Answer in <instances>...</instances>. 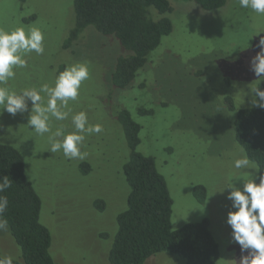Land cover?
I'll return each instance as SVG.
<instances>
[{
  "label": "rangeland",
  "instance_id": "rangeland-1",
  "mask_svg": "<svg viewBox=\"0 0 264 264\" xmlns=\"http://www.w3.org/2000/svg\"><path fill=\"white\" fill-rule=\"evenodd\" d=\"M74 0H0V29L36 27L43 34L44 52L25 54L26 67L6 85L21 94L26 88L54 84L67 66L84 63L89 77L78 98L69 101L64 121L50 118L51 133L40 135L29 125L34 105L15 116L0 106V144L17 149L24 159L25 176L41 200L40 222L51 235L50 255L55 264H111L108 252L117 231V216L127 207L129 185L123 165L130 147L119 114L125 110L139 124L136 150L152 157L164 177L172 200L171 228L209 220L219 246L216 264H239L240 246L232 241L227 215L232 209L229 184L243 188V178L257 181L253 161L236 169L246 155L235 141L232 122L241 108L252 103L250 85L258 77L252 57L264 36V15L227 0L214 10L192 1L170 0L172 31L161 38L131 83L117 88L112 72L117 59L128 55L112 35L89 26L76 42L64 43L74 26ZM264 80H260L261 88ZM46 104L47 95L41 93ZM59 105V101L57 102ZM84 111L89 126L100 133L85 134L83 158L52 153L48 136L57 128L73 133V114ZM57 137L56 139H62ZM88 167V168H87ZM88 169V170H86ZM203 187L205 200L195 188ZM19 259L21 250L9 228L0 230V258ZM146 264H185V258L165 251Z\"/></svg>",
  "mask_w": 264,
  "mask_h": 264
},
{
  "label": "trees",
  "instance_id": "trees-1",
  "mask_svg": "<svg viewBox=\"0 0 264 264\" xmlns=\"http://www.w3.org/2000/svg\"><path fill=\"white\" fill-rule=\"evenodd\" d=\"M184 1H192L204 10H214L224 6L227 0ZM73 8L75 22L65 48L91 26L103 35L114 36L128 52L117 59L112 72V83L117 88L131 83L161 38L172 31L168 17L154 19L171 12L170 0H74ZM119 121L130 147L129 158L123 165L130 191L126 209L117 216L109 262L146 264L147 258L165 251L185 258V264H216L219 246L211 233L209 220L171 228L172 200L166 181L157 171L153 158L136 150L139 124L125 110L120 112ZM232 128L235 141L258 166V182L264 174V108L239 109ZM3 177L9 179L11 187L0 192V196L8 200L0 219L7 221L10 234L21 250V257L12 259V264H55L49 252L50 232L40 222V197L26 179L23 156L7 144H0V178ZM204 192L203 187L195 188L200 202L206 198Z\"/></svg>",
  "mask_w": 264,
  "mask_h": 264
},
{
  "label": "clouds",
  "instance_id": "clouds-1",
  "mask_svg": "<svg viewBox=\"0 0 264 264\" xmlns=\"http://www.w3.org/2000/svg\"><path fill=\"white\" fill-rule=\"evenodd\" d=\"M241 8L251 9L257 14L264 15V0H239ZM264 30L255 32L259 34ZM43 34L36 27L27 31L23 28H15L11 31L0 29V85H6L16 75L15 68L26 67L25 54L35 51L37 54L44 52ZM259 51L252 57L250 66L255 76L258 77L250 85L252 103L256 107L264 108V89L258 87L260 80H264V36L258 41ZM89 77L88 66L84 63H75L67 66L55 78L54 84H42L39 88H26L21 94L10 90L6 86L0 87V106L9 114L15 116L26 109L25 98L31 100L34 105V115L29 120V125L36 133L44 135L51 133L49 121L54 117L57 121H64L69 116V101H75L79 95V89L83 81ZM41 93L47 95L46 104L42 100ZM59 101V105L58 102ZM74 132L65 134L63 128H57L55 133L48 136L50 151L55 153L62 150L68 158H83L80 146L85 140V134L100 133L102 127L99 124L89 126L86 112L71 116ZM63 137L62 139H56ZM251 165V161L244 155L234 161L236 169H244ZM258 167V166H253ZM243 178V188L231 184L229 199L232 201V209L227 215V224L231 226L232 241L240 246L241 258L239 264H264V174H261L258 182L249 177ZM11 187L7 177L0 178V192ZM8 206L6 197L0 196V216ZM7 228V221L0 219V230ZM0 264H12V258L5 256L0 258Z\"/></svg>",
  "mask_w": 264,
  "mask_h": 264
}]
</instances>
